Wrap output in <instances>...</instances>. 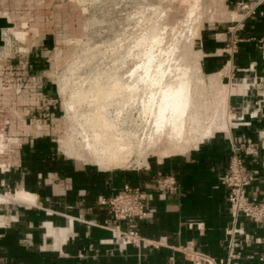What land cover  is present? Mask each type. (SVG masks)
<instances>
[{"label":"crops","instance_id":"crops-1","mask_svg":"<svg viewBox=\"0 0 264 264\" xmlns=\"http://www.w3.org/2000/svg\"><path fill=\"white\" fill-rule=\"evenodd\" d=\"M242 1L253 11H240ZM256 2L226 0L231 20L205 23L197 40L202 53L201 74L213 81V88L203 97L219 100L218 107L211 111L217 116L212 133L194 136L193 143L198 145L179 154L167 153L169 147H162L154 156L161 162L144 170L109 173L100 167H67L53 175L57 183L39 185L37 181L32 188L21 185V190L31 193L33 204L18 203L15 214L0 212L6 218L0 220V264H192L180 249L189 242L215 264H261L264 223L248 220H242L245 234L236 237L240 242L236 251L241 255L228 260L232 239L229 230L234 224L229 189L224 183L233 141L241 146L254 145L256 154L242 153L246 171L254 175L248 195L250 201H263L264 143L260 132L264 129V111L256 118L246 114L251 122L247 126H233L234 115L244 113L248 104L252 108L257 94H264V86H260L253 96L244 97L241 93L247 83L237 84L241 78L254 75L246 71L251 64H256V74L264 76V50L251 39L264 36V0L258 5ZM159 174L175 175L179 190L158 191ZM127 184L139 187L145 196L149 216L138 229L147 242L157 246L120 249L105 242L112 237L107 226L117 221L103 200L121 192ZM192 221L202 226L190 228ZM49 224L59 232L65 230L64 235L57 238L49 234Z\"/></svg>","mask_w":264,"mask_h":264},{"label":"rangeland","instance_id":"rangeland-1","mask_svg":"<svg viewBox=\"0 0 264 264\" xmlns=\"http://www.w3.org/2000/svg\"><path fill=\"white\" fill-rule=\"evenodd\" d=\"M229 9L226 0H0V19L6 25L1 26L3 44L0 45V192L15 198L23 190L21 185L32 188L37 181L39 185L57 183L53 175L67 167L100 170L97 164L88 161L92 155L86 144L94 142L93 127L98 125L96 109L112 107L108 112L113 119L118 118L115 109L122 94L113 95L114 101L109 99L108 104L104 100L105 83L114 73L117 59L126 60L128 70L125 67L117 71L118 77H125L138 59V63L146 59L144 50L152 49L159 60L164 54L162 60L169 68L166 79L174 80L183 69L179 66L184 65L194 80L193 88L199 84L201 90L204 81V92H210L212 84L199 69L202 53L197 40L205 23L231 20ZM158 34L160 42L151 44V36L158 37ZM192 42L191 58L185 60L189 64L184 60H181L184 64L179 63L183 47ZM94 83L97 87L92 86ZM142 96L138 98L141 101L145 99ZM138 102L116 120L127 131H139L135 143L117 158L106 160L105 172L144 170L161 162L154 157L159 151L154 152L146 142L153 114L144 112L146 107ZM123 119L126 121L122 122ZM194 140L191 148L197 146ZM11 202L0 204L1 214H15L20 205L18 201Z\"/></svg>","mask_w":264,"mask_h":264},{"label":"bare ground","instance_id":"bare-ground-1","mask_svg":"<svg viewBox=\"0 0 264 264\" xmlns=\"http://www.w3.org/2000/svg\"><path fill=\"white\" fill-rule=\"evenodd\" d=\"M196 1V0H195ZM198 4V3H197ZM192 5V4H191ZM198 8V7H197ZM195 8V9H197ZM190 11V10H189ZM224 12V11H223ZM221 12V13H223ZM139 13V12H138ZM141 13V12H140ZM201 15V12H199ZM139 15V14H138ZM142 15V14H141ZM223 15V14H221ZM144 16V14H143ZM184 16V15H181ZM134 17V16H133ZM139 17V16H138ZM202 17V16H200ZM182 18V17H181ZM136 19V18H135ZM134 19V20H135ZM141 19V18H140ZM179 19V18H178ZM183 19V18H182ZM193 19V18H192ZM199 19V16H198ZM177 20V19H176ZM180 21V20H178ZM183 21V20H182ZM186 21V20H185ZM177 22V21H176ZM175 22V24H176ZM191 22V20H190ZM195 21H193L194 23ZM140 23V22H139ZM171 23V22H170ZM158 24V23H157ZM156 24V25H157ZM166 25L168 23H165ZM164 24V25H165ZM179 24V23H178ZM192 24V22H191ZM182 25V24H181ZM153 26V25H152ZM151 26V27H152ZM171 26H173L171 24ZM191 26V25H190ZM160 27V26H159ZM162 27V25H161ZM160 27V28H161ZM185 27V26H183ZM193 27V25L191 26ZM130 28V27H129ZM128 28V29H129ZM154 28V27H153ZM158 28V25H157ZM182 28V27H181ZM186 28V27H185ZM155 29V28H154ZM152 29V31H154ZM168 29V28H167ZM183 29V28H182ZM181 29V30H182ZM127 30V29H124ZM123 32L125 33V31ZM165 30V29H163ZM145 31V30H144ZM149 31V30H148ZM151 31V30H150ZM151 31V33H152ZM159 31V30H158ZM192 31V30H191ZM127 33V32H126ZM150 33V32H149ZM161 33V32H160ZM169 33V32H168ZM177 33V32H176ZM139 34V33H138ZM170 34V33H169ZM187 34V31H186ZM149 35V34H148ZM189 35V34H188ZM197 35V34H196ZM192 36V35H191ZM162 37V36H161ZM169 37V36H168ZM194 37V35H193ZM145 38V37H144ZM149 36H147L146 40H149ZM174 38H177L176 36ZM184 38V36L182 37ZM124 39V38H123ZM143 39V38H142ZM146 40L144 42H146ZM161 38L156 36H151V44H154L156 42H160ZM167 40V39H166ZM175 40V39H174ZM188 40V39H187ZM190 40V39H189ZM192 40V38H191ZM123 41V40H122ZM141 40H139L140 42ZM137 42V41H136ZM187 42V41H186ZM124 43V42H123ZM142 43V42H141ZM185 43V42H184ZM149 44V43H148ZM175 44V43H174ZM180 44V43H178ZM182 44V43H181ZM180 44V45H181ZM189 44V43H188ZM187 44V45H188ZM192 44L193 42L187 46V49L183 47V52L184 48L186 49L185 52L182 54L183 55H178L179 56V63L181 60L186 61L191 58V52H192ZM118 45V44H117ZM116 45V47H117ZM144 45V43H143ZM142 45V46H143ZM147 45V44H146ZM157 45V44H156ZM123 46V45H122ZM138 49L140 44L137 45ZM152 46V45H151ZM164 46V45H163ZM166 46V45H165ZM178 46V45H177ZM133 47V46H132ZM145 47V46H144ZM149 47V46H147ZM168 47V46H166ZM173 47V46H171ZM130 48V47H129ZM137 48V47H136ZM146 48V47H145ZM150 48V47H149ZM180 48V47H178ZM177 48V49H178ZM121 49V48H120ZM156 49V48H154ZM181 49V48H180ZM179 49V50H180ZM142 50V49H141ZM178 50V52H179ZM134 49L130 50V53H133ZM177 51V50H176ZM175 51V52H176ZM122 52V51H121ZM139 52V51H138ZM167 52V51H165ZM179 52V54H181ZM115 53V52H114ZM177 53V52H176ZM121 54V53H120ZM123 54V53H122ZM137 54V53H136ZM166 54V53H165ZM170 54V53H169ZM199 54V53H198ZM114 55V54H113ZM125 55V54H124ZM134 55V54H132ZM132 55L130 56L132 59ZM142 57V54H140ZM164 55V54H163ZM162 55V57H163ZM175 55V54H174ZM137 56V55H136ZM122 57V56H121ZM134 57V56H133ZM144 57L146 58L145 60L143 59L142 62L138 63L137 60L135 65L131 67V72H128L129 78L125 79V77L121 76L118 77L119 72H117L119 69H123L126 66V60L122 57L120 59H117L115 64H114V73H112L111 77L108 78V80L105 83V101L108 104V101L110 99V102H112L113 95L115 96L117 93H121L122 97L120 100H118L119 105L116 103L117 108L115 109V112L118 113V118L119 114L124 113L125 110L127 112V109L134 107L137 105L138 98L140 95L145 99L142 101L139 100L140 104L145 106L146 109L144 112L146 113H151L152 115V125L150 124V132H148V141H146L149 145L150 148L155 152L160 150L162 147H169V151H173L175 154L179 152H185L189 150L192 147V141L194 136L199 135L200 133H204L205 136H208L210 133H212L211 127L213 125V122L216 119V112H211L216 107H218L219 100L213 101L210 97V99H205L206 97H203L204 95V89H205V83L202 82V89L200 90L197 88H193V79H191L188 76V67H184V65H180L179 68H183L180 73L175 77L174 80H168L165 78V75H167V69L165 64V60L157 59L155 53L151 50H144ZM143 57V58H144ZM169 57V56H168ZM135 58V57H134ZM165 59V57H164ZM167 59V58H166ZM171 59V58H170ZM201 59V58H200ZM159 60V61H158ZM186 60V61H185ZM195 60V59H194ZM169 61V60H168ZM167 61V63H168ZM171 62V61H170ZM182 62V61H181ZM192 62V60H191ZM190 62V63H191ZM178 63V64H179ZM189 64V62H187ZM186 63V64H187ZM201 63V62H200ZM109 64V63H108ZM130 64V63H129ZM173 64V62H172ZM171 64V66H172ZM181 64H184L183 62ZM128 65V63H127ZM111 66V65H110ZM113 66V65H112ZM130 66V65H128ZM169 66V65H168ZM191 66V65H190ZM195 67V66H194ZM198 67V66H197ZM129 68V67H128ZM178 68V66H177ZM191 68V67H190ZM110 69V68H109ZM125 69V70H126ZM197 69V68H196ZM199 69L201 70V64L199 65ZM124 70V69H123ZM128 70V69H127ZM194 70V69H192ZM130 71V70H129ZM109 72V71H108ZM199 72H197L198 74ZM223 74V73H222ZM120 75V74H119ZM194 75V74H193ZM192 75V76H193ZM224 75V74H223ZM103 76V75H102ZM110 76V75H109ZM191 76V75H190ZM191 76V77H192ZM198 76V75H197ZM201 76V75H200ZM221 76V75H220ZM202 77V76H201ZM193 78V77H192ZM203 78V77H202ZM224 78V77H223ZM98 79V78H97ZM103 79V78H102ZM193 80V81H192ZM196 80V79H195ZM212 80V78H211ZM219 80V79H218ZM222 80V79H220ZM219 80V81H220ZM97 81V80H96ZM95 82V81H94ZM213 82V81H212ZM211 82V83H212ZM97 83V82H95ZM94 85L92 86H95ZM196 83V81H195ZM220 83V82H219ZM101 84V83H100ZM214 84V83H213ZM229 84V82H228ZM98 85V84H97ZM102 85V84H101ZM196 85V84H195ZM214 84L213 86H215ZM219 84L216 86L218 87ZM230 85V84H229ZM208 86V85H207ZM215 86V87H216ZM97 87V86H95ZM100 87V86H99ZM229 87V86H228ZM104 88V87H103ZM97 89V88H96ZM102 89V88H101ZM101 89L99 90L100 92ZM207 89V87H206ZM221 89V88H220ZM142 90V93H141ZM208 90V89H207ZM222 90V89H221ZM229 90V89H228ZM85 91V90H84ZM92 91V90H91ZM97 91V90H96ZM230 91V90H229ZM83 92V91H82ZM90 92V91H89ZM209 92V91H208ZM215 92V91H214ZM92 93H94L92 91ZM104 93V92H103ZM213 93V92H212ZM97 94V92H96ZM214 94V93H213ZM99 95V92H98ZM104 96V94H102ZM216 95V93H215ZM100 96V95H99ZM209 96V95H208ZM81 97V96H80ZM83 97V96H82ZM88 97H90L88 95ZM95 97V96H94ZM119 97V96H118ZM98 98V97H97ZM103 98V97H102ZM208 98V97H207ZM90 99V98H88ZM96 99V98H95ZM99 99V98H98ZM112 99V100H111ZM119 99V98H118ZM79 100V99H78ZM93 100V99H92ZM116 100V98H115ZM103 101V100H102ZM114 101V100H113ZM101 103V101H99ZM138 102V104H139ZM228 102V101H227ZM93 103H96L93 102ZM99 103V105H100ZM103 104L104 101L102 102ZM106 104V106H108ZM113 105L115 103H112ZM94 105V104H93ZM96 105V104H95ZM228 105V104H227ZM230 105V104H229ZM115 106V105H114ZM221 106V105H220ZM116 107V106H115ZM136 107V106H135ZM228 107V106H227ZM97 108V107H96ZM112 108V107H111ZM110 108V109H111ZM109 109V110H110ZM109 110L101 108V110L98 111L95 115H97V122L98 125L96 128L100 127L99 129H94V142L92 144L88 142L86 146L90 148V154L92 155V160H88L90 163L97 164L101 169H107L108 165L106 164V160L111 159V158H117L121 152H124L128 149V147H131V144L135 143L136 140V133L135 131H127V129H124V127L119 125V121L117 116L115 117L117 119H113L108 112ZM131 110V109H130ZM134 110V109H133ZM137 110V109H136ZM94 111V110H93ZM92 111V113H93ZM215 111V110H214ZM222 111V109H221ZM227 111H230L229 109ZM131 112V111H130ZM140 112V111H139ZM225 112V111H224ZM231 112V111H230ZM141 113V112H140ZM94 114V113H93ZM218 114V113H217ZM220 114V112H219ZM128 114H126L127 116ZM123 116V115H122ZM125 116V117H126ZM131 116V114H130ZM129 116V117H130ZM148 116V115H147ZM231 116V115H230ZM144 117V116H143ZM227 117V116H226ZM88 118V117H87ZM128 118V117H126ZM133 118V117H132ZM91 120V118H89ZM125 119V118H124ZM122 120V122L124 121ZM129 119V118H128ZM88 120V119H87ZM89 120V121H90ZM132 120V119H131ZM151 120V119H150ZM149 120V122H150ZM230 120V118H229ZM86 121V120H85ZM94 121V120H93ZM121 121V120H120ZM126 121V120H125ZM124 121V122H125ZM227 121V120H226ZM95 122V121H94ZM223 122V121H222ZM82 123V122H81ZM92 123V122H90ZM133 123V122H132ZM229 123V122H228ZM231 123V122H230ZM229 123V124H230ZM125 124V123H124ZM123 125V123H122ZM131 125V124H130ZM145 125V124H144ZM85 126V125H84ZM94 126V125H93ZM96 126V125H95ZM135 126V125H132ZM137 126V125H136ZM148 126V125H147ZM227 126V125H226ZM86 127H89L86 125ZM92 127V126H91ZM126 127V126H125ZM146 127V126H144ZM130 128V127H129ZM133 128V127H132ZM136 128V127H135ZM140 128V127H139ZM229 128V127H227ZM89 129V128H88ZM134 129V128H133ZM136 130V129H135ZM140 130V129H139ZM229 130V129H228ZM81 131V130H80ZM91 130H89L90 132ZM215 131V130H214ZM92 132V134H93ZM82 133V131H81ZM87 133V132H86ZM135 133V134H134ZM141 133V132H140ZM85 134V133H83ZM81 136H84V135ZM91 134V132H90ZM140 136V134H139ZM214 136V134H213ZM85 137V136H84ZM212 137V136H211ZM104 139V140H102ZM204 140V139H203ZM72 141V140H71ZM71 141H68V146L71 145ZM73 142V141H72ZM84 142V141H83ZM100 145H103V147H99ZM73 145V143H72ZM76 145V144H75ZM198 145V144H197ZM66 146V147H68ZM82 146V144H81ZM71 147V146H70ZM77 147V146H76ZM75 147V150L77 149ZM85 148V147H84ZM144 148V147H143ZM72 149V148H71ZM133 149V148H132ZM197 149V148H196ZM66 150V149H65ZM78 150V149H77ZM83 150V149H82ZM141 150V149H140ZM68 151V150H67ZM88 151V150H87ZM137 151V150H136ZM143 151V150H142ZM161 151V150H160ZM78 152V151H77ZM82 151L80 150V154ZM151 152V151H150ZM86 153V152H85ZM145 153V152H144ZM152 153V152H151ZM84 154V152H83ZM129 154V153H128ZM146 154V153H145ZM156 154V153H155ZM182 154V153H181ZM88 156V154H87ZM83 157V155H82ZM129 157V156H128ZM83 161V160H82ZM31 194V193H30ZM28 192L21 191L18 196L15 198H12L13 196L9 197L10 195L7 196V194H2L0 192V204L1 203H9L11 201H18V203L21 204H33V199ZM6 218L1 216L0 214V220L4 221ZM48 232L51 235H55L57 238H60L64 235L65 230H61L60 232L55 229L51 224L48 225Z\"/></svg>","mask_w":264,"mask_h":264},{"label":"built area","instance_id":"built-area-1","mask_svg":"<svg viewBox=\"0 0 264 264\" xmlns=\"http://www.w3.org/2000/svg\"><path fill=\"white\" fill-rule=\"evenodd\" d=\"M260 0H257L258 5ZM241 10L249 9V5L244 2H240ZM258 42L260 48L264 50V36L260 38L253 37ZM246 71L253 72L254 75L241 78L237 84L247 83L242 92V96H253L254 90H259L260 86H264V76L256 74V64H251ZM264 72V70H263ZM250 105H246L244 113L240 115H234L235 127L247 126L251 124L246 119V114H249L251 118L259 117L264 111V94H257L255 102L250 109ZM261 141L264 143V129L260 132ZM232 156L227 169L224 183L229 189V205L232 216V226L229 233L231 234V241L229 245L228 260L238 258L241 253L236 251V248L240 246V242L236 239L238 235L245 234V227L242 220H248L254 223H264V193L262 202L250 201L248 195V187L254 180V175L246 171L245 163L242 157V153L247 155L256 154L257 148L254 145L241 146L233 141L232 143ZM156 188L160 192L175 193L179 190L178 181L173 174H159L156 179ZM104 203L108 208V212L111 217L117 221L114 226H107L112 232V237L106 239L105 242L116 244L120 249H125L129 245L141 248L143 245L157 244L149 243L142 236L138 229L140 222L147 220L149 214L145 203V196L139 187H133L129 184L125 185L124 189L117 194L105 198ZM120 222H126L127 226L123 227ZM194 226L201 227V223L192 221L189 223V227ZM262 239H258L260 242ZM186 259L192 264H215L214 260L203 255L194 248V244L189 242L184 247L180 248ZM173 259V258H172ZM261 264H264V252L261 256Z\"/></svg>","mask_w":264,"mask_h":264},{"label":"water","instance_id":"water-1","mask_svg":"<svg viewBox=\"0 0 264 264\" xmlns=\"http://www.w3.org/2000/svg\"><path fill=\"white\" fill-rule=\"evenodd\" d=\"M1 26H6L4 20L0 19V45L3 44V41L1 39Z\"/></svg>","mask_w":264,"mask_h":264}]
</instances>
